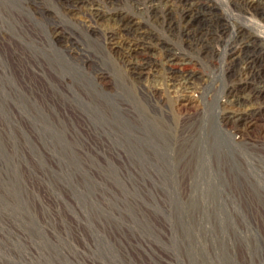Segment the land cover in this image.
Returning <instances> with one entry per match:
<instances>
[{
    "label": "bare ground",
    "instance_id": "obj_1",
    "mask_svg": "<svg viewBox=\"0 0 264 264\" xmlns=\"http://www.w3.org/2000/svg\"><path fill=\"white\" fill-rule=\"evenodd\" d=\"M0 85L94 180L264 217V0H0Z\"/></svg>",
    "mask_w": 264,
    "mask_h": 264
},
{
    "label": "rangeland",
    "instance_id": "obj_2",
    "mask_svg": "<svg viewBox=\"0 0 264 264\" xmlns=\"http://www.w3.org/2000/svg\"><path fill=\"white\" fill-rule=\"evenodd\" d=\"M3 87L0 264H264V217L189 214L179 198L100 183L85 154L45 149L52 140ZM261 132L264 122L252 134Z\"/></svg>",
    "mask_w": 264,
    "mask_h": 264
}]
</instances>
